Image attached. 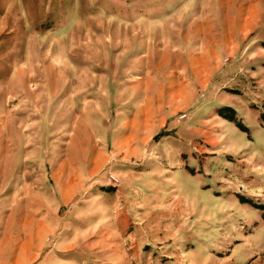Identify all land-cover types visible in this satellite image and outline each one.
Masks as SVG:
<instances>
[{"label": "rangeland", "instance_id": "374dc122", "mask_svg": "<svg viewBox=\"0 0 264 264\" xmlns=\"http://www.w3.org/2000/svg\"><path fill=\"white\" fill-rule=\"evenodd\" d=\"M0 264H264V0H0Z\"/></svg>", "mask_w": 264, "mask_h": 264}, {"label": "built area", "instance_id": "2783aa9c", "mask_svg": "<svg viewBox=\"0 0 264 264\" xmlns=\"http://www.w3.org/2000/svg\"><path fill=\"white\" fill-rule=\"evenodd\" d=\"M109 179L112 181V180L115 179V177H114L112 174H110V175H109Z\"/></svg>", "mask_w": 264, "mask_h": 264}, {"label": "bare ground", "instance_id": "6f19581e", "mask_svg": "<svg viewBox=\"0 0 264 264\" xmlns=\"http://www.w3.org/2000/svg\"><path fill=\"white\" fill-rule=\"evenodd\" d=\"M257 170V169H256Z\"/></svg>", "mask_w": 264, "mask_h": 264}]
</instances>
